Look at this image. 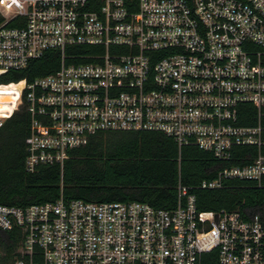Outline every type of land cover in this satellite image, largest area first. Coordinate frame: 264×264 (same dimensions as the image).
<instances>
[{"label": "built area", "instance_id": "built-area-1", "mask_svg": "<svg viewBox=\"0 0 264 264\" xmlns=\"http://www.w3.org/2000/svg\"><path fill=\"white\" fill-rule=\"evenodd\" d=\"M0 17V73L59 52L53 71L0 83V123L21 103L29 115L25 170L61 165L97 132L152 130L219 160L255 146L200 186L264 187V0H0ZM176 190L171 208L60 195L0 203V231L20 230L0 264H264L257 214L198 210Z\"/></svg>", "mask_w": 264, "mask_h": 264}, {"label": "trees", "instance_id": "trees-1", "mask_svg": "<svg viewBox=\"0 0 264 264\" xmlns=\"http://www.w3.org/2000/svg\"><path fill=\"white\" fill-rule=\"evenodd\" d=\"M89 48L71 45L66 50L84 52ZM58 61L59 52L47 49L39 57L29 59L25 67L0 73V83L20 78L31 80L53 71ZM28 125L24 103L0 123L1 204L24 206L53 201L60 195L64 200H138L154 207L171 208L179 182L194 196L198 210L237 209L244 217L257 214L264 222V187L254 181L224 178L219 187L200 186L202 180L213 179L223 166L250 161L256 154L253 145L236 146L229 160H219L195 145L177 147L159 131H102L89 136L84 144L67 149L61 165L39 164L27 171L24 157ZM260 150L264 152V146ZM19 239L16 226L0 231L3 262L12 259Z\"/></svg>", "mask_w": 264, "mask_h": 264}]
</instances>
